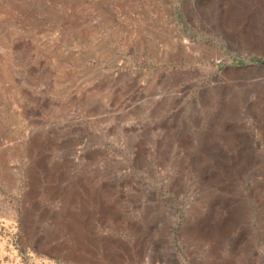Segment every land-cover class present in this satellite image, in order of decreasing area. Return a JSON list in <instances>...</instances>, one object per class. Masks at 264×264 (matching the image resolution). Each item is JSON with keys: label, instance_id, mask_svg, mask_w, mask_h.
Returning <instances> with one entry per match:
<instances>
[{"label": "rangeland", "instance_id": "obj_1", "mask_svg": "<svg viewBox=\"0 0 264 264\" xmlns=\"http://www.w3.org/2000/svg\"><path fill=\"white\" fill-rule=\"evenodd\" d=\"M0 264H264V0H0Z\"/></svg>", "mask_w": 264, "mask_h": 264}]
</instances>
